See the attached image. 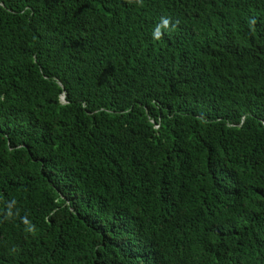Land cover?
Listing matches in <instances>:
<instances>
[{
	"label": "trees",
	"instance_id": "16d2710c",
	"mask_svg": "<svg viewBox=\"0 0 264 264\" xmlns=\"http://www.w3.org/2000/svg\"><path fill=\"white\" fill-rule=\"evenodd\" d=\"M0 264H264V0H0Z\"/></svg>",
	"mask_w": 264,
	"mask_h": 264
},
{
	"label": "clouds",
	"instance_id": "9594fccd",
	"mask_svg": "<svg viewBox=\"0 0 264 264\" xmlns=\"http://www.w3.org/2000/svg\"><path fill=\"white\" fill-rule=\"evenodd\" d=\"M61 100H64V96H61Z\"/></svg>",
	"mask_w": 264,
	"mask_h": 264
}]
</instances>
